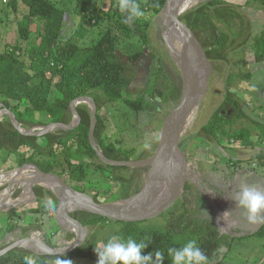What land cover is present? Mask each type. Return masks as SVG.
Wrapping results in <instances>:
<instances>
[{
  "label": "trees",
  "instance_id": "trees-1",
  "mask_svg": "<svg viewBox=\"0 0 264 264\" xmlns=\"http://www.w3.org/2000/svg\"><path fill=\"white\" fill-rule=\"evenodd\" d=\"M66 1L6 2L14 16L18 13L20 4L26 8V12L16 19L15 41L5 44L4 49L0 51V103L12 111L20 124L27 129L50 122H70L72 116L70 101L78 96H90L96 105L94 138L98 147L107 158L130 160L133 151L136 152L135 147H125L126 151L122 150L108 135L104 136L105 121L108 122V117L111 119L113 114H117L118 107L129 111L131 116L132 113L135 115L147 106L144 104L143 96L125 94L135 73L134 61L144 53V48L152 46L149 29L150 26H155V15L165 0H133L143 15L146 12L150 13V18L145 20L142 19L143 16L129 17L127 12L118 9L112 12L100 9L102 16L111 21L113 27L107 25L99 32L93 43L82 47L79 42L83 34L75 33L65 40L60 38L67 12L65 5L60 2L66 4ZM112 8L113 3L110 6V9ZM250 10L259 12L263 17L264 0L203 1L185 10L179 19L197 37L211 65L215 61H226L230 53L239 56L240 62L245 65L246 55L251 53L253 62L258 64L264 62V22L260 31L253 33L246 14ZM76 12L80 13V10ZM81 19L90 21L88 14L81 16ZM33 21L39 26L35 34L31 30ZM76 27V30L84 32L81 22ZM133 36L140 40L137 46L129 40ZM150 56L153 57L151 51ZM160 58L158 55L155 57L160 63L148 92H152V97L158 96L160 101H177L181 93V81H174ZM232 75L226 76V93L206 122L189 137L181 138L179 145L185 152L187 160L199 151L200 146L197 144L194 151L191 149L194 140L202 143L203 156L210 158L215 155V150H208L210 146L219 147L224 141L232 144L235 140L263 137L264 118L260 120L257 116L248 115L244 99L235 90H231L234 79ZM243 75L246 79L252 78L251 72ZM76 110L79 122L74 128L70 130L57 128L41 136L21 134L9 119L1 120L0 155L2 156V153L4 155L1 162L5 163L9 156H13L17 166L33 163L44 172L58 174L74 189L89 194L97 202L118 200L137 192L142 185L146 168L103 163L96 156L88 139L90 125L88 107L80 104L76 106ZM102 112L110 115H102ZM129 116L124 113L121 116L123 120L114 125L115 130L122 129L127 122L131 123ZM116 119L114 121H118ZM252 123L257 127H252ZM147 155L142 152L136 156L134 153L136 157L134 159H142ZM251 161L258 167L264 166V152H257ZM233 162L231 160V163ZM95 172L106 180L101 183V187L104 188H100L104 190L103 197L97 187V190L87 191V185L94 180ZM33 189L36 198L33 201L34 205L26 211L30 213L29 218L17 214L21 221L23 217L24 220H28L27 226L11 220L13 215L9 214L6 226L0 228V249L7 245L4 239L7 234L14 233L17 238H22L29 236V232L34 229L43 232L45 243L51 247L60 245L53 240V236L59 238L62 235L66 242L74 239L72 231L60 226L53 230L52 236L48 235L52 224H56L54 214L58 201L53 192L43 186L36 185ZM116 192L119 193L118 199L113 197ZM48 201L52 202L50 206H46ZM201 202L203 197L188 181L182 195L173 203L174 208L167 212L165 226L162 228L155 226L146 228L139 225L138 221H116L85 211L71 212L68 217L85 227H95L97 231L103 229L109 222L118 223L117 236L125 239L131 236L137 242L144 240L149 243L142 254L151 252L154 264H158L155 261V252L160 251L164 254L163 264H171L168 249L180 248L187 241L195 239L200 251L207 258L206 264H210L222 253L219 248L225 246L228 251L231 249V239L219 233L213 217L208 214ZM89 231L88 229L87 237L80 245L64 252L36 254L18 247L2 254L0 264H24L25 256L36 257L37 264H71V261L77 258L96 260L97 255L94 251L96 232ZM262 234L264 227L255 233L259 236Z\"/></svg>",
  "mask_w": 264,
  "mask_h": 264
},
{
  "label": "water",
  "instance_id": "water-1",
  "mask_svg": "<svg viewBox=\"0 0 264 264\" xmlns=\"http://www.w3.org/2000/svg\"><path fill=\"white\" fill-rule=\"evenodd\" d=\"M203 1L209 0H165L154 18L156 28L161 31V36L166 43L170 56L179 69L181 76V93L177 105L163 119L159 132L158 144L155 151L142 159L115 160L107 158L98 147L94 138V129L96 125V105L92 97L82 95L74 98L69 103L72 113V119L68 123L50 122L42 126H32L24 128L16 119L14 113L1 103L0 115H8L13 127L24 135L41 136L54 129L60 128L70 130L79 122V114L76 106L80 103L86 104L90 109V125L88 139L95 151L96 156L105 164L113 166H147L148 170L144 175L143 183L140 189L126 198L112 200L108 202H97L89 194L74 189L66 183L58 174L54 172H44L33 163L17 166L12 170H21L25 167H32L34 175L24 178L21 182L28 188L35 200L36 195L33 187L36 185L49 189L56 196L58 204L55 209L54 219L58 225L74 233V239L62 245L51 247L43 240L33 238L32 236L18 238L0 249V256L13 248H24L36 254H55L69 250L80 245L87 237L88 230L85 226L76 220L68 217V214L74 211H85L100 215L111 220L124 222L141 221L156 217L168 209L183 193L184 185L189 180L198 191L206 198L209 205L213 208L216 219L215 223L221 226L220 209L211 199L209 193L201 188L190 169L185 152L181 149L179 142L187 131L191 119L196 109L201 104L207 93L208 83L211 74L212 65L204 51L203 46L194 35V33L183 23L179 17L189 7ZM187 2V4H185ZM183 47L185 57H177L174 54V47ZM8 170V171H12ZM46 182V183H42ZM18 184V183H17ZM18 187V186H17ZM208 193V194H207ZM23 194V192H22ZM12 198L14 202L10 207H15L24 203ZM227 216L232 214L234 220H240L239 215L243 212L235 205L225 199ZM3 204H0V211L7 210ZM237 210V212H235ZM241 212V213H240ZM246 218V215L243 216ZM246 223V221H244ZM242 222V224L244 223ZM238 224L239 221L237 222ZM249 231L253 232L257 224L252 223ZM221 229V227H220ZM244 231H240L242 234ZM239 233H237L238 235ZM239 234V235H240ZM219 248V251H222ZM227 249L226 247H224ZM223 248V249H224ZM222 257V253L219 254Z\"/></svg>",
  "mask_w": 264,
  "mask_h": 264
},
{
  "label": "rangeland",
  "instance_id": "rangeland-1",
  "mask_svg": "<svg viewBox=\"0 0 264 264\" xmlns=\"http://www.w3.org/2000/svg\"><path fill=\"white\" fill-rule=\"evenodd\" d=\"M7 1L8 0H0V51L4 49L5 44L7 43L10 44L15 41L16 19L21 17L23 13L26 12V8L22 4H20L18 13L16 14V16H14L10 12L8 6H6ZM238 2L243 3L242 1H238ZM69 3H71L72 9L76 7L77 10H80V13L76 12V15L72 16V14L68 12L66 16L67 18L65 19V23L61 30L60 38L62 40H65L69 36H73L75 33L76 35L83 34L82 39L79 42L81 47L88 46L91 43H93L98 37L100 31H102L107 25L111 26L110 23L111 21L109 22L106 17L102 16L100 9L104 11L111 10L110 12L114 11L115 9L120 10L119 7L120 0H69ZM112 3L114 5V8L110 9ZM65 9H69V6L66 4H65ZM84 14H88L90 21L86 22L85 19H81V16H83ZM246 14L251 25L250 28L251 31L253 33H258L262 28V22H264V15L262 17V15L255 10H250ZM149 18H150V13L147 12L142 17V19L144 20ZM79 22H81V25L84 27V32H81L80 30H76L77 29L76 26ZM38 27L39 26L36 24L35 21L31 23V30L34 32V34L36 33ZM158 30L159 28H156L155 26H150L149 39L152 48L151 47L144 48V54L150 55V51L151 53H153V57H152L153 62L150 64L148 72L145 73L144 68L140 69L139 71L140 76L136 77V79L134 80L132 79L131 86L129 89H127L128 91L125 94V96H127L128 93L131 94V96H143L144 104L147 105L146 108L135 115L132 113V115L129 116L130 115L129 111H126L124 108L118 107L117 114H113L111 116V119L110 117H108V122L105 121L106 124H105L104 136L108 135L110 137V140L116 143L117 145H119L122 148V150L126 151V148H130L132 146L135 147L136 152L133 151V157L131 159L136 158L134 156V153L136 156H138L140 153L145 152V154H148L147 156H150L155 151L158 144V132L161 123L163 119L166 117V115L178 103V100L174 102L160 101L158 96L152 97L151 95L152 92H148L149 88L152 86L153 80L155 78V73L157 71V67L160 63L159 60L155 59L157 55L158 57L159 56L161 57L160 61L165 65L166 69L171 74L172 78L176 82H180V80H178L176 75L175 62L172 60V58H170L166 44L161 36V31L159 30L158 32ZM116 32L120 34L119 31ZM33 37L34 36H32L31 39H33ZM129 40L132 41L133 44L136 46L140 43V40L139 38H137V36H133ZM246 59H247V65L242 64L240 62L239 56L230 53L226 58V61H215L212 63L207 93L204 96L199 107L196 109L188 129L183 135L184 137L185 136L189 137L190 135L195 133L198 130V128H200V126L204 122H206V120L213 112V110L218 106V104L223 98V94L226 93V76L228 74L234 75V79L231 84L232 89L231 88L230 89L235 90L238 93V95L242 99H244V104L246 105L245 107H247L245 110L247 113H249L248 115H250L251 117L257 116L258 119L260 120L264 118V62H260L258 64L254 63L251 53L246 55ZM246 72H251L252 74L251 80L246 79L244 77L243 73ZM1 108L2 107L0 106V109ZM124 113L127 116H129L131 123L127 122L123 125L122 129L115 130L114 125L119 121L123 120V117L121 116H123ZM102 115H110V114H105V113L103 114L102 112ZM6 119H9L8 115L5 114L0 115V121ZM115 119L118 121H114ZM37 126L39 127L42 125H37ZM237 126L239 127L240 125ZM252 127H257V126H254V124L252 123ZM253 134H257V132H253ZM253 138L254 137L250 139ZM193 142L194 144L192 143V147H191L193 151L195 150L197 145H199L202 148L203 145L201 142H199L198 140H194ZM221 144L225 147V149L223 150V153L225 154L223 155L224 157L228 154L232 157H236V153L233 148H236V146H238V149L241 150L240 147L245 145L244 141L242 140H235L234 143L232 144H227L224 141ZM209 149L211 150L214 149V146H210L208 150ZM2 157H4L3 153L2 156L0 155V174L7 175L10 172L8 170H12L16 168L17 165L14 161L13 156H9L5 163L1 162ZM193 159L194 158L192 157V160L190 159V161H188L190 164L189 171H191L193 175H195V180H197L198 183H200L199 176L197 175V171H199L198 166L200 164H198V161L195 163V160L193 162ZM21 177L28 178L27 176L24 175ZM93 177L94 180L87 185L88 186L87 191L91 192L95 190L97 187L101 195L104 194V190H100V188H104L101 187L102 186L101 183H103L105 180L104 177L98 172H95ZM9 184L10 182H5L2 185H0V193ZM12 186H13V188L11 187L12 198H16L20 196L26 187L23 182H21V184L19 185H17V182L16 183L14 182ZM223 189L227 190V192L228 190L230 191L233 190V188H231L229 185L223 186ZM118 194L119 193L116 192L113 197L117 198ZM24 201L25 202L20 205H17L15 207H9L7 210L0 211V228L6 226L8 221L7 217L9 214L13 215L11 220L15 222L17 221L22 226H27L28 220H24L23 217L22 218L23 220L21 221L19 219L20 217H17V214L19 213L20 216L25 215L26 219L29 218L30 213L26 211L32 205H34V202L32 201L31 195H29V197H27ZM173 208L174 205L172 204L168 209H166L160 215L146 220L138 221L140 223L139 225L144 226L146 228H150L153 226H155L156 228H162L163 226H165L164 224H165L167 212H170ZM245 215L246 213L243 211L239 215L240 219L243 220L244 219L243 216ZM118 225L119 224L116 222H109L105 225L103 229L99 231H97L95 227L94 228L86 227V228L87 230L89 229L90 230L89 232L91 233L96 232L95 247H99L103 243H106L108 239L117 236L116 228ZM57 226H59L57 222L56 224H52L51 228L49 229L48 235L52 236L53 230H56ZM29 236L44 241L43 232H39L36 229L31 230L29 232ZM255 238H253V240H255ZM4 239H5V243L9 244L17 240L18 238L14 235V233H9L6 235ZM54 239L60 245L65 244L67 241L65 239L55 238V236H53V240ZM259 245L260 247H262V249L257 254H255L254 252V254L250 256H248L249 254L248 255L246 254L247 255L246 256L245 254H243L245 252L241 251L240 253L229 250L226 251L223 257L221 258L219 257L216 261H212L210 264H264V240H260ZM242 248L245 249V247ZM253 255H255L254 258ZM96 261L97 259L91 260L86 258H77V259H73L71 261V264H96Z\"/></svg>",
  "mask_w": 264,
  "mask_h": 264
},
{
  "label": "crops",
  "instance_id": "crops-1",
  "mask_svg": "<svg viewBox=\"0 0 264 264\" xmlns=\"http://www.w3.org/2000/svg\"><path fill=\"white\" fill-rule=\"evenodd\" d=\"M61 4L65 5L64 2ZM66 5L69 6V9H67V12L64 17V23L65 19L67 18L68 12L70 14L76 15V7L72 9L71 3H69V0L66 1ZM264 131V129H263ZM244 141L245 145H243L241 150L238 149V146L236 148H233L236 153V157H232L229 154L225 155L223 153V150L225 147L220 143L219 147H214L212 149L215 150V155L211 156L210 158H206V156H203V152L201 151V147L199 148V151L196 153V155L193 156V162L195 160V163L198 161L199 171H197V175L199 176L200 184L203 186L204 189L209 193L212 198L215 199V202H217L219 209H220V217H221V229L217 226V229L220 234L227 235L229 239H231V249L234 252H245L243 254H249L248 256L254 254H257L262 247H260L259 243L260 240H264V234L262 235H255V233L262 227H264V220L254 223L257 224L256 229L253 232H250L248 229L250 225H253L251 222H249L246 218L243 220H234L232 214L230 213L229 216L224 215L223 213L226 211L224 206L219 205V200H228L232 203V205H235V202L233 200V196L235 193H237L243 185H247L249 187H257L261 190H264V166L254 167L252 164L250 165L251 158H254V155L257 154V152H264V135L261 139H255V136L253 139L248 140H242ZM222 145V146H221ZM200 153V154H199ZM229 163H227L228 161ZM234 162L231 163V160ZM192 160V158H191ZM210 163V165H208ZM204 165V166H203ZM203 175V177H202ZM231 181L233 190H224L223 186L221 184L227 183ZM207 193V194H208ZM201 194V193H200ZM203 197L204 208L210 214L211 217H213L214 222L216 216L213 209L210 207V205L206 202L204 196ZM236 206V205H235ZM228 209V208H226ZM240 208H237V210ZM237 210L235 212H237ZM216 216V217H214ZM239 221L240 224L237 222ZM246 221V223L244 222ZM242 222H244L242 224ZM244 226V227H243ZM246 228V230H245ZM244 231L242 234H240V231ZM237 233H239L237 235ZM256 237V238H255ZM258 237V238H257ZM60 239H63L64 237L61 235L59 237ZM255 238V240H253ZM260 239V240H259ZM249 241V242H248ZM223 248L225 246H222ZM241 247V249H240ZM242 247H245L243 249ZM222 248V255H225V252L228 251L227 249ZM263 251V250H262ZM246 255V256H247ZM255 255H253V258Z\"/></svg>",
  "mask_w": 264,
  "mask_h": 264
},
{
  "label": "clouds",
  "instance_id": "clouds-1",
  "mask_svg": "<svg viewBox=\"0 0 264 264\" xmlns=\"http://www.w3.org/2000/svg\"><path fill=\"white\" fill-rule=\"evenodd\" d=\"M119 7L121 12H127L129 17L143 16V12L140 10L139 6L133 2V0H120ZM248 161H250V165L252 164L254 167L257 166L251 161V159ZM198 184L203 190H205L200 183ZM221 185H229L231 188L234 187L232 186L231 181ZM193 186L196 190H198L194 184ZM211 199L215 201L214 198L211 197ZM233 200L236 207H239L246 213V219L249 222L257 223L264 220V190L254 186L249 187L247 185H243L241 189L235 193ZM219 201V205L221 206H223V203L226 202L225 200ZM206 202L208 203L207 200ZM51 203V201H48L46 206H50ZM215 204H217V202ZM224 207L226 208V206ZM227 212L228 211H225L223 213V217ZM148 244L149 243L144 240L137 242V240L131 236L126 239L122 236H114L108 239L106 243L94 248L97 255L96 264H154L153 254L151 252L148 254H142V251L148 247ZM168 256L171 258V264H206L207 260L197 246L195 239L187 241L180 248L170 247L168 249ZM155 261L158 262V264H163L164 254L160 251L155 252ZM24 264H37V258L33 256H25Z\"/></svg>",
  "mask_w": 264,
  "mask_h": 264
},
{
  "label": "bare ground",
  "instance_id": "bare-ground-1",
  "mask_svg": "<svg viewBox=\"0 0 264 264\" xmlns=\"http://www.w3.org/2000/svg\"><path fill=\"white\" fill-rule=\"evenodd\" d=\"M185 4H187V2H185ZM167 50H168V47H167ZM174 54L178 58L185 57V50L182 46L178 48L174 47ZM23 175L27 177H32L34 175L33 168L28 166L21 170H12L7 175L0 174V185H2L5 182H10V184L6 186L5 189L0 193V204H3L5 207L9 208L14 203L12 202V199H11V193H12L11 187L13 188L12 184L14 182L15 183L17 182L18 183L17 185L21 184V181L24 179V177H21ZM42 183H46V182H42ZM29 195H30L29 190L27 187H25L22 196L17 201L22 202L27 197H29Z\"/></svg>",
  "mask_w": 264,
  "mask_h": 264
},
{
  "label": "flooded vegetation",
  "instance_id": "flooded-vegetation-1",
  "mask_svg": "<svg viewBox=\"0 0 264 264\" xmlns=\"http://www.w3.org/2000/svg\"><path fill=\"white\" fill-rule=\"evenodd\" d=\"M168 51V50H167ZM169 54V52H168ZM170 56V54H169ZM171 58V56H170ZM152 57L150 55H147V54H142L140 55L135 61H134V64L136 65V69H135V73L133 75V80L136 79V77H139L140 76V69L144 68V72L147 73L148 72V69L150 67V64L152 63ZM175 70H176V75H177V78L178 80L181 81V76H180V72H179V69L178 67L176 66L175 64ZM142 71V70H141ZM170 74V73H169ZM171 75V74H170ZM175 81V80H174ZM153 85V83H152ZM80 104H84V103H80ZM79 104V105H80ZM86 105V104H85ZM87 106V105H86ZM88 107V106H87ZM89 109V107H88ZM78 113V112H77ZM89 113H90V109H89ZM144 168H146V171L144 174H146L147 170H148V167L147 166H143ZM144 180V179H143ZM188 182V181H187ZM186 182V183H187ZM143 183V182H142ZM141 187V186H140ZM139 190V189H138Z\"/></svg>",
  "mask_w": 264,
  "mask_h": 264
}]
</instances>
